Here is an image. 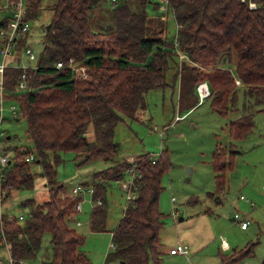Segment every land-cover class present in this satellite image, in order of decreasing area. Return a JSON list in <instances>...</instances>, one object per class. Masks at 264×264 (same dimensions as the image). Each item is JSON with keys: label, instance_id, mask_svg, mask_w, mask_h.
Segmentation results:
<instances>
[{"label": "trees", "instance_id": "16d2710c", "mask_svg": "<svg viewBox=\"0 0 264 264\" xmlns=\"http://www.w3.org/2000/svg\"><path fill=\"white\" fill-rule=\"evenodd\" d=\"M41 1L28 0L27 20L36 17ZM98 1L55 0L48 31L44 27L37 69L7 68L3 72L6 97L25 119L26 139L32 143L30 147L9 145L13 156L2 184L3 199L15 189L33 187L35 173L30 165L36 160L40 175L52 184L62 153L73 152L83 158L82 163L117 155L120 148L114 140L115 127L125 117L140 119L148 91L168 85L165 77L171 68L172 48L193 63L185 74L184 68L178 70L179 103L194 92L197 103L199 98L209 99L211 110L226 116L234 108L239 86L245 95L254 97L255 104L264 101V0H168L177 26L176 43L168 39L164 20L147 15L148 0H137L140 11L130 9L126 0L114 3L113 23L94 31L91 17ZM6 23L7 17L0 18V29ZM69 58L83 63L86 78L74 77L67 67L55 69V62ZM23 72L33 90L18 93L16 82ZM236 78L240 84L235 83ZM199 90L206 94L198 96ZM90 125L92 139L87 136ZM253 127V115L247 113L228 122L227 131L238 140L247 137ZM29 153L35 155L31 163L25 162ZM236 154L231 146L213 150L210 165L215 193L208 197L223 194L225 172L231 169ZM132 167L135 176L130 188H125L134 197L126 200L121 218L110 231L113 250L105 256L104 264H160L165 254L159 236L164 222L158 201L170 161L163 150L154 159L144 153L133 162L123 160L93 172L89 229L92 233L105 230L107 187L121 181ZM64 192L63 185L52 186L45 200L21 201L20 205L28 208L23 222H7L5 214L0 218V236L4 235L14 264L34 260L46 232L50 233L52 252L47 264H90L82 250L85 238L67 223L80 196L69 197ZM255 245L247 243L220 254L221 264H238L253 255Z\"/></svg>", "mask_w": 264, "mask_h": 264}, {"label": "rangeland", "instance_id": "374dc122", "mask_svg": "<svg viewBox=\"0 0 264 264\" xmlns=\"http://www.w3.org/2000/svg\"><path fill=\"white\" fill-rule=\"evenodd\" d=\"M54 1L42 0L36 17L29 23L30 30L25 42L31 45L36 55L42 51L44 27L49 23ZM122 1L99 0L91 17L92 29L102 31L112 24V7ZM126 1L130 9L140 11L137 0ZM148 1L145 6L147 15L164 20L168 39L176 43L177 26L171 10L163 0ZM171 50L174 52L170 60L171 68L165 77L168 85L148 91L147 106L140 111V119L125 117L115 127L114 140L120 148L117 155L110 160L91 159L82 163L81 156L75 157L73 152L62 153V162L55 167L56 175L52 184H48L47 179L40 175V165L32 163L30 170L35 173L33 187L13 190L3 199L2 211L26 216L28 208L20 205L26 198H34L35 202L45 200L49 189L57 185H63L65 196H69L74 186L88 184L80 194L81 211L70 217L67 223L85 238L82 250L87 254L90 264H104L105 256L113 250L110 231L121 218L130 194L125 185L130 188L135 172H126L121 181L109 184L105 230L92 233L89 229V213L93 201L88 188H91L93 172L123 160L133 162L134 157L144 153H149L154 159L163 150L167 153L170 167L162 176L164 188L158 201L164 222L159 234L160 241L168 247L178 239L181 241L187 237L193 244V250L190 256L171 257L164 254L160 264H221L220 254H229L233 249L251 242L256 243L253 255L238 264H260L264 257V101L255 104L254 97L245 95L243 87L239 86L234 108L226 116L213 112L209 99L197 103L194 92L184 97L180 102L182 109L179 110L181 79L177 73L184 68L182 74H185L189 67L186 63L181 64L180 50ZM19 55L23 65H34L28 63L26 56ZM199 91L198 96L206 94ZM11 103L14 101L4 102V108L7 109ZM16 113V119L5 118L0 125L4 137L10 138L6 143L11 147H30L32 143L26 139V121L18 109ZM247 113L253 115L252 132L243 139H232L227 131L228 122ZM87 133L88 138L92 139V125ZM217 146H231L238 154L231 169L225 172L226 188L223 194L209 198V193H215L210 160ZM240 196L244 199L241 200ZM241 218L248 222L245 231L240 227ZM77 221L80 225H76ZM49 237L50 233H44L36 258L28 261V264H47L51 259ZM221 238L227 243L226 250L221 247ZM4 256L1 247L0 257ZM185 257L190 258L187 261Z\"/></svg>", "mask_w": 264, "mask_h": 264}, {"label": "built area", "instance_id": "2783aa9c", "mask_svg": "<svg viewBox=\"0 0 264 264\" xmlns=\"http://www.w3.org/2000/svg\"><path fill=\"white\" fill-rule=\"evenodd\" d=\"M168 6V0H163ZM27 6L28 0H0V18L7 17V23L5 27L0 29V125L5 118L16 119L17 116V106L15 103L9 104L7 109L4 108L3 103L9 101L6 97L7 91L4 90L3 86V72L7 68H20L25 71L27 69H37V58L30 44H27L24 40L28 38L30 30V21L26 19L27 16ZM250 7H254V3L250 2ZM163 18V17H162ZM24 41L23 45L20 42ZM26 56L29 64L34 65H23L21 63L20 55ZM55 69L59 70L67 67L71 74L77 78H86V67L81 61H76L73 58H69L67 62L57 61L54 64ZM236 84H240V81L236 78ZM33 90L27 83L26 74L23 72L20 78L16 82V92L23 93ZM7 99V100H6ZM8 137H4V132L0 128V218L5 214V219L7 222H22L25 216L22 214L14 215L11 213H5L2 211V200L5 196V191L2 184L6 180L7 167L11 163V158L13 156V149L7 145ZM21 149V148H20ZM22 150H25L22 148ZM35 160V155L29 153L25 157V162L30 163ZM128 169L126 172H134V168ZM134 178V177H133ZM133 180V179H132ZM132 184V181H131ZM86 186V185H85ZM84 185L74 186L69 194V197L80 196ZM92 194L93 189L88 188ZM131 194V195H130ZM127 199L134 197L133 193L130 192ZM240 199L244 197L240 196ZM75 213L81 211L80 200L74 206ZM237 216V215H236ZM240 227L245 229L248 226V222L244 218L239 219ZM80 222H76L79 225ZM221 247L227 249L228 246L225 240L221 238ZM0 244L3 246L4 257H0V264H14V259L11 257L7 242L3 234L0 236ZM189 250L185 243L177 242L173 247L169 248V254H180L183 256H188ZM18 264H28L27 261L20 260Z\"/></svg>", "mask_w": 264, "mask_h": 264}, {"label": "crops", "instance_id": "0c3cea01", "mask_svg": "<svg viewBox=\"0 0 264 264\" xmlns=\"http://www.w3.org/2000/svg\"><path fill=\"white\" fill-rule=\"evenodd\" d=\"M179 59H180V61H181V64H183V63H186L187 65H192L193 63H191L189 60H188V58H187V55L186 54H184L183 52L182 53H180L179 54ZM204 99H201V98H199L198 99V103H200L201 101H203ZM193 106H195V104L193 105ZM193 107L191 106V109H192ZM182 108H181V105H180V103H179V110H181ZM187 113H189V111L187 112ZM186 113V114H187ZM179 116H180V114H179ZM210 198V197H209ZM242 200V199H241ZM231 220H234V219H232L231 218ZM80 225V224H79ZM242 229V228H241ZM247 229V227L245 228V229H242V231H245ZM49 241H50V237H49ZM177 242H182V243H185L187 246H188V250H189V253H188V255L190 256L191 255V250H193L192 249V246H193V244L191 243V242H189V239L187 238V237H184L181 241H179V239H178V241H175L173 244H170L168 247H165V245L162 243V245H163V250H164V252H165V254L167 255H170L171 257L173 256H177V255H180V254H169V248H171V247H173ZM225 243H226V241H225ZM227 244V243H226ZM223 249V248H222ZM224 250H226V249H224ZM199 250H197V252H198ZM186 258V257H185ZM190 257H188V258H186V260L188 261V259H189Z\"/></svg>", "mask_w": 264, "mask_h": 264}, {"label": "water", "instance_id": "95a60500", "mask_svg": "<svg viewBox=\"0 0 264 264\" xmlns=\"http://www.w3.org/2000/svg\"><path fill=\"white\" fill-rule=\"evenodd\" d=\"M48 29H49V24H47L46 27H45L46 31H48ZM36 163H39V160H36ZM41 175H42V173H41ZM232 219H234V218H232ZM179 220H182V218H179Z\"/></svg>", "mask_w": 264, "mask_h": 264}]
</instances>
